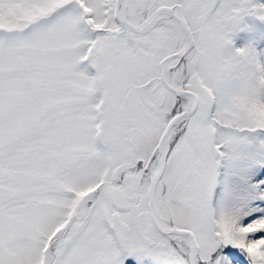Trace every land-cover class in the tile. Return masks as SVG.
I'll return each instance as SVG.
<instances>
[{
	"label": "snow or ice",
	"instance_id": "obj_1",
	"mask_svg": "<svg viewBox=\"0 0 264 264\" xmlns=\"http://www.w3.org/2000/svg\"><path fill=\"white\" fill-rule=\"evenodd\" d=\"M0 264H264V0H0Z\"/></svg>",
	"mask_w": 264,
	"mask_h": 264
}]
</instances>
